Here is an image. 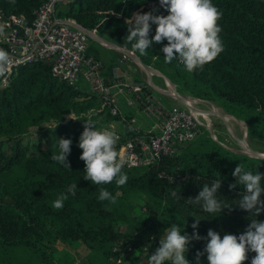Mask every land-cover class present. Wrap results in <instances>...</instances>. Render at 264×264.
Listing matches in <instances>:
<instances>
[{
    "label": "trees",
    "instance_id": "16d2710c",
    "mask_svg": "<svg viewBox=\"0 0 264 264\" xmlns=\"http://www.w3.org/2000/svg\"><path fill=\"white\" fill-rule=\"evenodd\" d=\"M46 1L0 0V14L3 18L24 15L32 21ZM213 2L222 12L218 23L224 48L213 61L191 72L179 61L165 62L162 48L167 40L163 45L153 42L141 54L126 39V20L133 13L170 14L159 0H73L62 15L134 52L145 65L167 77L180 94L218 104L225 114L246 123L248 138L264 140V0ZM155 28L153 24L150 37ZM88 54L101 60L91 53V44ZM118 63H103L105 76ZM80 91L57 80L47 63L21 68L10 86L0 90V264H77L72 255L70 261L57 259L60 243L84 247L88 256L81 264H148V256L172 223L186 225L185 231L192 234L197 217L202 237L209 228L221 236L246 230L249 213L239 206L225 208L219 215L188 201L203 184L219 178L224 179L221 199L235 203L242 191L240 185L230 187L236 180L235 167L241 163L246 170L264 173V159L223 148L203 128L175 156L152 166L123 168L128 175L124 185L115 180L95 185L84 178L85 161L80 158L79 137L86 119L68 120L98 105L96 97ZM120 118L132 124L131 113ZM59 137L72 140L70 168L52 159ZM185 176L183 182L173 183ZM71 184H77L76 194L68 193L63 207H53V201ZM102 187L115 196L114 201L98 199ZM133 196L143 197L140 206L132 203ZM257 218L264 220V212ZM206 243L193 240L188 259L194 261ZM12 250L28 257H12ZM254 255L250 251L243 264H251ZM201 260L209 264L206 253Z\"/></svg>",
    "mask_w": 264,
    "mask_h": 264
},
{
    "label": "clouds",
    "instance_id": "9594fccd",
    "mask_svg": "<svg viewBox=\"0 0 264 264\" xmlns=\"http://www.w3.org/2000/svg\"><path fill=\"white\" fill-rule=\"evenodd\" d=\"M159 5L170 14L165 16L150 10L135 12L127 18L126 39L133 49L146 54L153 42L163 45L167 40L168 45L162 48L165 62L171 64L179 61L190 72L202 68L223 51L222 27L218 23L222 12L213 0H159ZM153 24L156 26L155 34L150 37ZM9 60V52L0 48V69L5 68ZM85 125L79 137V147L83 150L80 158L85 161L84 178L95 185L108 184L113 180L118 185H124L128 175L122 170L126 161L116 148L118 133L109 126L97 127L88 120H85ZM71 145V138L59 137L57 151L51 154L52 159L70 168L68 156ZM232 175L236 180L230 187L235 189L237 185L242 186L235 203L221 199L223 196L219 194V189L224 179L219 178L203 184L199 193L190 197L188 203L198 205L207 213L219 215L225 208L239 206L249 213L250 223L246 230L238 235L225 232L221 236L220 232L209 228L207 235L202 237L198 231L201 219L196 216L192 234L185 231L186 225L172 223L164 230L159 246L148 256V264H203L201 257L205 253L209 264H243L250 251L256 253L251 264H264V220L257 218L264 212V173L246 170L240 163ZM76 189L77 184L69 185L67 191L53 201V207H63L68 193L75 195ZM172 195L175 197L177 193L173 191ZM98 199L114 201L115 196L102 187ZM200 239L207 243L203 250L197 251L196 259L190 261V243Z\"/></svg>",
    "mask_w": 264,
    "mask_h": 264
},
{
    "label": "built area",
    "instance_id": "2783aa9c",
    "mask_svg": "<svg viewBox=\"0 0 264 264\" xmlns=\"http://www.w3.org/2000/svg\"><path fill=\"white\" fill-rule=\"evenodd\" d=\"M72 1L47 0L35 11L32 21L24 15L3 18L0 14V48L10 55L8 65L0 69V90L10 86L18 68L51 62L57 80L98 101L96 107L68 120L84 118L97 127L114 129L119 135L116 148L127 169L159 164L164 158L178 154L180 146L202 134L203 128L213 126L210 115L213 111L198 107L202 100L185 97L177 91L185 98L186 106L171 103L177 101L173 86L166 79V89L156 86L153 76H158V70L151 66L146 70L134 63L135 70L144 74L142 78L134 77L135 70L131 71L122 60L105 76L103 62L88 54L91 38L76 27L80 24L74 18L62 15ZM154 92L166 96L168 101H162ZM131 111L148 121L146 130L137 127L134 118L132 124L120 118ZM186 179L187 176L173 179V183Z\"/></svg>",
    "mask_w": 264,
    "mask_h": 264
},
{
    "label": "rangeland",
    "instance_id": "374dc122",
    "mask_svg": "<svg viewBox=\"0 0 264 264\" xmlns=\"http://www.w3.org/2000/svg\"><path fill=\"white\" fill-rule=\"evenodd\" d=\"M91 53L98 54L101 60L102 61L104 60L105 62L109 60H114L116 57V54L112 50L101 46L96 41H93L91 43ZM116 53L119 55V58L126 59L125 54L123 52H116ZM32 66L33 64L31 63L27 67H32ZM20 69L21 68H18L16 74L20 71ZM153 82L156 86L160 87L161 89H166L165 79L163 77L154 75ZM154 94L158 96L162 101L164 102L168 101V98L166 96L160 95L157 92H154ZM181 95L185 97H191V99L194 98L192 96H188L184 94ZM171 103H174V105H181L177 101H171ZM205 104L206 105L199 104L198 107L204 109V111H209V112L213 111V113L210 114L211 116H213L212 117L213 126L210 129H205V130L214 142H216L218 145L222 146L223 148L233 150L234 152L237 153H242V154L244 153L242 148V144H243L247 149L249 147L251 150L257 153L264 154V140L257 138H248V135H246L245 122L242 121L240 122L229 115L226 116V120H227L226 121L221 117L216 116L215 114V110L225 114L226 112L223 108H221L218 104H213V103H205ZM131 113L133 115V118L135 119L134 124L137 127L141 128L142 130H146L148 126V121H146V119L143 118L142 116L136 114L134 111H131ZM131 198H132L131 199L132 203L140 206L143 197L133 196ZM162 236L163 235H161V237ZM10 254L12 257L21 256L22 258L25 259L28 257L21 250H12L10 251ZM69 255H72L74 258L76 257L77 260L79 261H84L85 258L88 256V251L81 245L68 246L60 243L57 246V253H56L57 259H61L65 257L67 260L69 259L68 261H70L71 256ZM35 260L37 262H40V260L36 257Z\"/></svg>",
    "mask_w": 264,
    "mask_h": 264
},
{
    "label": "water",
    "instance_id": "95a60500",
    "mask_svg": "<svg viewBox=\"0 0 264 264\" xmlns=\"http://www.w3.org/2000/svg\"><path fill=\"white\" fill-rule=\"evenodd\" d=\"M76 27L79 28V29L84 30L92 40L97 41V42H100V43L104 44V45L107 46V47L115 48V49H117V50L123 52L125 55H127L129 58H131L132 61H134L137 65H139V67H141V68H143V69H146V70H147V69H148V70L151 69L148 65H145V64L141 61V59H140V58H139L134 52H132V51H130V50H127V49H124V48H122V47H120V46H117V45L114 44L113 42H110V41H108V40L102 38V37L99 36L96 32L83 28L81 25H78V26H76ZM50 64H51V62L49 63V65H50ZM157 74H158L160 77H163L164 79H166L167 81H169V83H170V84L173 86V88H174V94H173V97L176 98L177 101H178L181 105L186 106L185 98H183V96H181V95H179V94L177 93L176 86H175V85H174V84H173V83H172L167 77H165L161 72L157 71ZM216 114H217L219 117H221L222 119H224V120H226V116L228 115V114H223V113H221V112H218V113H216ZM229 116H231V115H229ZM231 117H233V116H231ZM233 118H235V117H233ZM235 119H236V118H235ZM236 120H238V119H236ZM226 121H227V120H226ZM238 121H240V120H238ZM240 122H241V121H240ZM242 122H243V121H242ZM245 124H246V123H245ZM246 135H247V125H246ZM247 146H248V145H247ZM242 148H243V152H244L243 154H246V155H248L249 157H253V158H261V159H264V154L257 153V152H255V151L251 150L249 147H248V149H247L243 144H242Z\"/></svg>",
    "mask_w": 264,
    "mask_h": 264
},
{
    "label": "crops",
    "instance_id": "0c3cea01",
    "mask_svg": "<svg viewBox=\"0 0 264 264\" xmlns=\"http://www.w3.org/2000/svg\"><path fill=\"white\" fill-rule=\"evenodd\" d=\"M97 33V32H96ZM98 34V33H97ZM99 35V34H98ZM94 41V40H93ZM97 42V41H96ZM101 46H103V47H106V48H109L110 50H112L115 54H116V57H115V59L114 60H109V61H107V62H109V63H107V62H105L104 60L102 61L104 64H109V65H107V66H110V65H112V63L115 61V62H118V61H124V63L125 64H127V67L129 68H131V71H133V70H135V62H132V60H131V58H129L127 55H125V58L126 59H121V58H119V55L116 53V52H121V51H119V50H117V49H115V48H111V47H107V46H105L104 44H102V43H100V42H98ZM134 72V71H133ZM133 76L134 77H140V78H142V77H144V74H142L140 71L138 72V69L136 68V70H135V72L133 73ZM159 76V75H158ZM160 77V76H159ZM166 85V84H165ZM204 103H203V105H206L205 103H210V102H208V101H204V100H202ZM204 110V109H203ZM132 114V113H131ZM77 261H79V260H77ZM77 264H81V261H79V262H77Z\"/></svg>",
    "mask_w": 264,
    "mask_h": 264
}]
</instances>
